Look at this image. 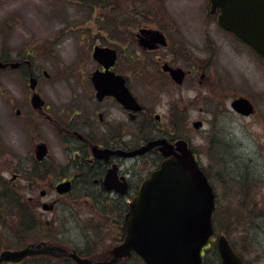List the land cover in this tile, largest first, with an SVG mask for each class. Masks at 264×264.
Wrapping results in <instances>:
<instances>
[{"label": "rangeland", "instance_id": "1", "mask_svg": "<svg viewBox=\"0 0 264 264\" xmlns=\"http://www.w3.org/2000/svg\"><path fill=\"white\" fill-rule=\"evenodd\" d=\"M209 8L210 0H121L106 20L103 11L82 0H0V57L31 52L33 71L39 76L37 91L47 103L46 116L34 112L25 74L0 72V189L3 185L13 188L12 174L22 169V162L34 164L40 142L49 148L46 166L51 170L42 180L32 182L39 190H50V184L59 180L58 166L67 150L59 140L55 121L61 111L87 102L92 92L90 76L97 68L94 45L117 48L133 44L131 35L142 27H169L170 37L182 42L191 58L187 53L183 56L204 65L207 78L203 84L187 80L183 87H173L161 78L152 88L156 97L142 83L136 93L152 102L161 122L186 139L197 154L218 197V231L227 235L245 264H264V60L224 31L216 16L208 15ZM140 51L138 47L137 54ZM184 57L178 58L179 63L188 65ZM238 97L255 104V117L242 118L233 112L231 103ZM16 109L31 121L28 127L16 117ZM198 121L203 126L196 130L193 124ZM129 134L137 135L136 131ZM33 170L38 169L34 166ZM17 183L24 185L22 180ZM55 197L50 192L47 201ZM4 199L0 195V204ZM7 205H0V252L28 245L13 236L16 225L7 222ZM38 211L42 212L41 207ZM41 221L48 223V234L54 237L85 242L76 221H70L62 208L45 213ZM33 236L36 243L45 238L37 231ZM215 252L212 243L206 251V264L216 260ZM26 262L69 264L65 260L41 263L34 258Z\"/></svg>", "mask_w": 264, "mask_h": 264}, {"label": "flooded vegetation", "instance_id": "2", "mask_svg": "<svg viewBox=\"0 0 264 264\" xmlns=\"http://www.w3.org/2000/svg\"><path fill=\"white\" fill-rule=\"evenodd\" d=\"M110 16L111 14L107 15L106 20H110ZM170 31L171 28H163L161 25H158V28L142 27L131 35L130 41L134 42L133 44L119 45L117 48L94 45L92 57L97 63V68L90 76L92 92L87 102L73 109L61 111L55 121L59 140L67 150L65 152L67 156L63 157L62 163L58 166L59 180L50 184V190L36 188L37 185L32 180H42L44 174L46 175L51 168L46 166L50 159L49 155L39 161L35 150L34 164L22 162V169L13 172L10 180L13 188L1 186L0 195L6 196V199L2 200L0 205L8 203L10 212L6 216L7 222L11 226L12 223L16 225V230L12 229L13 236L23 238L28 245L46 244L60 247L64 252L55 256V260H65L69 264H76L70 257L73 253L93 263L110 262L114 259V250L125 242L128 235L127 217L131 204L139 195L143 181L165 160L160 145L147 148L159 140L175 144L181 138L171 131L169 125L161 122V115L156 112V106H153L152 102H146L138 97L136 87L142 83L147 86V90H152L150 91L152 96L156 97L157 94L152 88L161 78L173 87H183L187 80H192L193 84L197 81L203 84L207 78L206 67L189 60L190 53L183 48L182 42H176L170 37ZM96 46L116 51L115 64L108 70L94 58ZM138 47L141 50L140 54H137ZM184 53L190 58L184 57ZM180 56L184 57L188 65L179 63ZM32 57L31 52L13 58L0 57V61L8 65L0 72L19 70L28 80L34 76L39 85V76L33 71ZM13 63H19L20 66L14 69L10 65ZM172 69L181 71L183 75L181 84L173 77ZM95 72L107 75L106 79H113L107 73L122 77L137 103L134 106L140 109H128L113 95H105L100 99L92 81ZM43 74L45 75V72ZM29 98L31 101V97ZM239 98L241 97L236 99ZM251 103L254 106V113L249 117H255L257 109L252 101ZM46 105L47 103L45 107ZM44 108L33 110L46 116ZM15 115L23 119L25 127L31 124L20 109H16ZM129 131H136L137 135L133 136ZM42 143L44 142L38 143L36 147ZM196 157L198 159L197 154ZM29 161H32L31 157ZM26 164L28 167H25ZM34 166L38 170H33ZM18 180L24 181V185H18ZM62 185L67 187L59 189ZM50 192H54L56 197L47 201ZM46 206L49 209H45ZM40 207L42 212L38 211ZM57 207L62 208V213H66L70 221H76L81 238L85 242L75 243L48 234L51 228L48 223L43 224L41 219L45 213H54ZM84 212L88 213L85 217L82 216ZM32 225L37 229L25 232V229ZM36 231L43 233L44 240L34 242L33 234H36ZM52 241L55 244L51 243ZM205 254L206 252H203V264ZM218 261L217 264H220L219 255ZM114 264L146 262L136 251H130L129 255L119 257Z\"/></svg>", "mask_w": 264, "mask_h": 264}, {"label": "water", "instance_id": "3", "mask_svg": "<svg viewBox=\"0 0 264 264\" xmlns=\"http://www.w3.org/2000/svg\"><path fill=\"white\" fill-rule=\"evenodd\" d=\"M218 11V24L264 58V0H210V13L216 14ZM94 58L108 70L115 64L116 51L96 46ZM10 65L14 69L20 66L19 63ZM7 66L0 61V70ZM107 74L113 79H106L107 75L100 72L92 76L97 96L101 99L105 95H113L128 109H140L134 106L137 103L124 79L113 73ZM172 74L179 84L183 82L180 70H173ZM45 76L49 77L47 72ZM37 86L38 81L32 76L29 87L36 91ZM31 103L35 110H42L45 106L44 99L37 92L33 93ZM232 107L244 116L254 112L252 104L245 98L235 100ZM193 125L198 130L203 123L195 122ZM157 145L161 146L160 151L166 159L145 179L138 197L131 204L127 217L128 235L125 242L114 250V259L93 263L73 253L70 257L77 264H114L119 257L129 255L130 251H136L147 264H202V250L215 232L214 188L186 140L180 139L175 144L159 140L147 149ZM47 155V145L39 144L36 158L42 161ZM66 187L62 185L59 189ZM45 209L49 208L46 206ZM217 248L222 258L221 264H243L225 236L218 238ZM63 252L59 247L46 244L30 245L20 250L3 251L0 264H18L28 257L58 256Z\"/></svg>", "mask_w": 264, "mask_h": 264}, {"label": "trees", "instance_id": "4", "mask_svg": "<svg viewBox=\"0 0 264 264\" xmlns=\"http://www.w3.org/2000/svg\"><path fill=\"white\" fill-rule=\"evenodd\" d=\"M82 1H85L86 3H88L89 7L100 9V11H103L105 13V15H110V14L113 15L112 13H115V10H114L115 7L117 6L119 1H121V0H82ZM102 20H104V17H102ZM112 27H114V25H112ZM214 221H215V224H216V215H215V220ZM216 227H217V224H216ZM36 229L37 228L35 227V225H32V226L27 227L25 229V232L26 231H34ZM34 259H40L41 263H44L45 260H55L53 258H47V257H35ZM22 264H29V263H27L25 261Z\"/></svg>", "mask_w": 264, "mask_h": 264}]
</instances>
